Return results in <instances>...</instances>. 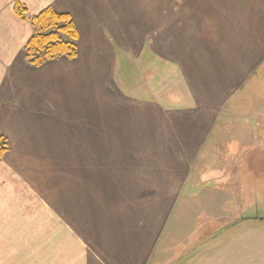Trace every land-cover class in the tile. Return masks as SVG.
Returning a JSON list of instances; mask_svg holds the SVG:
<instances>
[{"label": "crops", "instance_id": "obj_1", "mask_svg": "<svg viewBox=\"0 0 264 264\" xmlns=\"http://www.w3.org/2000/svg\"><path fill=\"white\" fill-rule=\"evenodd\" d=\"M17 3L27 17L71 15L77 56L31 65L33 28ZM139 73L147 94L118 86L119 74L129 85ZM261 81L264 0H0L5 161L52 173L45 198L60 226L48 217L57 238L44 264H173L193 250L181 236L194 235V204L206 230L213 205L234 196L210 185L225 137L216 130ZM256 106L251 116L264 115Z\"/></svg>", "mask_w": 264, "mask_h": 264}, {"label": "rangeland", "instance_id": "obj_2", "mask_svg": "<svg viewBox=\"0 0 264 264\" xmlns=\"http://www.w3.org/2000/svg\"><path fill=\"white\" fill-rule=\"evenodd\" d=\"M33 17L26 13L23 20L31 23ZM148 76L149 73H139L136 78L132 75L130 84L124 85L119 74L117 84L123 90L127 87L137 95H145L151 87ZM263 87H256V95L246 96L253 105L242 99V113L233 114L216 130L225 137L220 146L219 142L215 146L217 161L209 172L210 185L215 187L222 181L234 196L230 193L213 205L211 212L218 219L206 230L200 226L204 222L200 217L202 209L194 204L187 230L196 235L181 236V245L189 248L194 244V249L181 252L173 264H264V115L251 116L258 104L264 110ZM7 142L10 152L8 139ZM10 158L0 161L4 160L0 165V264H36L29 260L34 257L41 262L38 264H44L46 244L57 238L51 234L53 225L48 224V217L60 226V221L52 219V204L45 198L46 179L52 173L45 163L14 159L20 163L8 164L5 159ZM206 234L210 236L203 240Z\"/></svg>", "mask_w": 264, "mask_h": 264}, {"label": "trees", "instance_id": "obj_3", "mask_svg": "<svg viewBox=\"0 0 264 264\" xmlns=\"http://www.w3.org/2000/svg\"><path fill=\"white\" fill-rule=\"evenodd\" d=\"M15 13L25 19L27 10L17 3ZM34 33L25 47L26 58L33 66H40L45 61L77 56L79 32L71 15L58 13L48 8L31 19ZM9 151L8 142L0 137V161Z\"/></svg>", "mask_w": 264, "mask_h": 264}]
</instances>
